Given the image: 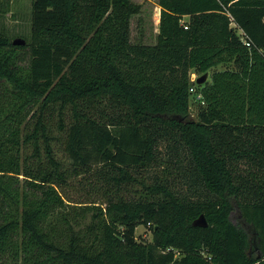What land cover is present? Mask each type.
Instances as JSON below:
<instances>
[{"label":"trees","instance_id":"obj_1","mask_svg":"<svg viewBox=\"0 0 264 264\" xmlns=\"http://www.w3.org/2000/svg\"><path fill=\"white\" fill-rule=\"evenodd\" d=\"M157 4L156 42L136 0H32L25 44L0 22V264H264V0Z\"/></svg>","mask_w":264,"mask_h":264},{"label":"rangeland","instance_id":"obj_2","mask_svg":"<svg viewBox=\"0 0 264 264\" xmlns=\"http://www.w3.org/2000/svg\"><path fill=\"white\" fill-rule=\"evenodd\" d=\"M8 1L9 11L0 16V22L9 30L11 34L15 33H23L25 36H15V38H29L31 32V12H32V0H3ZM142 5V12L139 15H136L133 18L132 29H133V39L137 40L141 35V31L143 30V40L147 42H156L157 36L159 32V27L156 22V14H157V0H136ZM141 26V27H140ZM142 29V30H141ZM225 65H220L217 68L222 69ZM212 70L209 71V75L207 80H211ZM201 72L192 70L191 79L195 81L197 84V78L201 76ZM196 78V80H195ZM191 92V111L193 116L197 113V108L199 106V99H197L196 92ZM164 151L165 146H161ZM57 156L59 159H62L69 164L66 153L57 147ZM163 159H167L165 152H163ZM170 164L171 171L174 169V164L172 162H168ZM165 166V165H164ZM164 166L158 165L157 167L152 169V174L163 175L165 174ZM168 173V172H166ZM175 175V173H173ZM180 178V177H179ZM149 181H153L151 178ZM73 186H68L65 188L66 192L75 200H93L96 198H102V196L90 195L94 193V190L91 186H81L78 182H74ZM95 194V193H94ZM136 235L138 239L143 241H152L154 234L152 229L145 225H140L137 228Z\"/></svg>","mask_w":264,"mask_h":264},{"label":"water","instance_id":"obj_3","mask_svg":"<svg viewBox=\"0 0 264 264\" xmlns=\"http://www.w3.org/2000/svg\"><path fill=\"white\" fill-rule=\"evenodd\" d=\"M15 44H25L26 40L24 38H16L14 40ZM209 72H205L204 74H202L201 76H199L197 78V83L198 84H203L207 78H208ZM195 225H200V226H207L208 225V221L205 217L204 214H201L194 222Z\"/></svg>","mask_w":264,"mask_h":264},{"label":"built area","instance_id":"obj_4","mask_svg":"<svg viewBox=\"0 0 264 264\" xmlns=\"http://www.w3.org/2000/svg\"><path fill=\"white\" fill-rule=\"evenodd\" d=\"M241 32L244 33L243 30H241ZM243 40H244V42L247 45H250L251 44V42L248 40V38L245 35L243 36ZM195 80H196V78H195ZM190 91L197 93V95H196L197 99H199V100L202 99V94L197 91V88H196L195 85L190 88Z\"/></svg>","mask_w":264,"mask_h":264},{"label":"crops","instance_id":"obj_5","mask_svg":"<svg viewBox=\"0 0 264 264\" xmlns=\"http://www.w3.org/2000/svg\"><path fill=\"white\" fill-rule=\"evenodd\" d=\"M157 14H156V22H157V26L159 27V22H160V6L158 5L157 7ZM187 18V17H186Z\"/></svg>","mask_w":264,"mask_h":264}]
</instances>
